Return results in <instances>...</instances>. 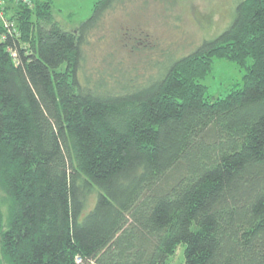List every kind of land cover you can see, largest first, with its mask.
Here are the masks:
<instances>
[{
	"label": "trees",
	"instance_id": "trees-1",
	"mask_svg": "<svg viewBox=\"0 0 264 264\" xmlns=\"http://www.w3.org/2000/svg\"><path fill=\"white\" fill-rule=\"evenodd\" d=\"M124 1L74 31L52 0L0 24V264H166L179 244L182 264H264V0L162 76L110 88L80 69ZM214 58L245 74L208 100Z\"/></svg>",
	"mask_w": 264,
	"mask_h": 264
},
{
	"label": "rangeland",
	"instance_id": "rangeland-1",
	"mask_svg": "<svg viewBox=\"0 0 264 264\" xmlns=\"http://www.w3.org/2000/svg\"><path fill=\"white\" fill-rule=\"evenodd\" d=\"M240 0H125L106 18L103 28L84 47L80 75L95 78L109 74L108 86L132 85L165 73L174 59L191 53L203 41L214 39L233 21ZM97 0H52V16L59 27L74 31L87 20ZM31 3V2H30ZM23 0H4L1 14L8 19ZM13 20V19H11ZM16 22L15 20L12 21ZM140 32L147 35L140 37ZM174 58V59H173ZM245 71L232 61L212 59L206 75L198 80L206 98L214 100L243 87ZM118 79V84L113 80ZM110 88H113L110 87ZM184 245L179 244L166 264H182Z\"/></svg>",
	"mask_w": 264,
	"mask_h": 264
},
{
	"label": "built area",
	"instance_id": "built-area-1",
	"mask_svg": "<svg viewBox=\"0 0 264 264\" xmlns=\"http://www.w3.org/2000/svg\"><path fill=\"white\" fill-rule=\"evenodd\" d=\"M3 1L4 0H0V24L4 27V28H6L8 31L9 30H12V26H14V25H12V26H10V24H9V21H7L5 18H4V16H3V14H1V6H2V4H3ZM23 3H25V4H27V5H29L30 4V0H23ZM76 261H77V263H78V258L76 259Z\"/></svg>",
	"mask_w": 264,
	"mask_h": 264
}]
</instances>
